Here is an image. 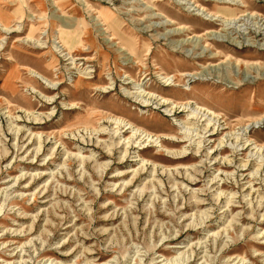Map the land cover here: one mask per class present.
Segmentation results:
<instances>
[{
  "label": "rangeland",
  "instance_id": "374dc122",
  "mask_svg": "<svg viewBox=\"0 0 264 264\" xmlns=\"http://www.w3.org/2000/svg\"><path fill=\"white\" fill-rule=\"evenodd\" d=\"M263 22L264 0H0V264H264ZM121 123L151 143L124 157Z\"/></svg>",
  "mask_w": 264,
  "mask_h": 264
},
{
  "label": "bare ground",
  "instance_id": "6f19581e",
  "mask_svg": "<svg viewBox=\"0 0 264 264\" xmlns=\"http://www.w3.org/2000/svg\"><path fill=\"white\" fill-rule=\"evenodd\" d=\"M41 5H42L41 3L38 4V6H41ZM199 11L204 12L203 9H199ZM207 15H209V14H207ZM210 16L211 17L213 16L214 18L216 17L215 18L216 20L220 18V15H217V14L209 15V17ZM226 26H227V24H226ZM206 34H209V38H211L212 41H217V40H219L218 38H222V39L225 38V36H219V37H217V34L212 33V31L211 32H206ZM241 34H244V33H241ZM250 34H254L255 35V38L260 37V36H263L262 41H264V22L261 25H259L258 27L254 28L253 31L251 30L249 32V35ZM221 42H223V40H221ZM224 42H225V40H224ZM61 47H63V46L60 45V48ZM248 47H251V45H248ZM259 48H260V50H263L264 51V43L261 44ZM67 55H70V52L67 51ZM167 80H169V78ZM167 103H168V101L167 100H164L163 103H162V107L164 105H168ZM173 104H175V103L173 102ZM188 106H189L188 103L175 104V107L172 108L171 110H169L168 112L170 114H172V116H175L177 114V111L179 109H181V112L180 113H184L186 111V109H188ZM186 113H189L187 116H192V117H189L188 119L189 120H192L193 126H199V124L201 123V126H203V129H202V132L201 133H203V134H207L208 133L209 135L207 137H212V136L218 135L219 132L221 131V129L219 127H216V124L215 123L212 124L211 119H209V116L210 115L207 116L209 114V112L208 113H205V111L203 110L202 113L201 112L196 113L195 111H192L191 112L190 110H187ZM204 122H206V123L204 124ZM127 124L130 125V126L129 127H126L128 125H122V123L119 124L118 127H117V131L116 132L113 131L114 134L111 135L112 137L115 136V135H117L119 137L121 134H126L128 132H130V133L133 132V133H131L130 137L127 138L129 140L126 143L123 144L126 147L125 148V152H124V157L128 154V152H129L128 149L131 150V149H138V147H140V146L143 147L142 143H144V142L151 143V140L153 138V136L151 134L146 133V132H143V131L141 133L138 129H136V131L134 132V130H135L136 127L133 126V124H130V123H127ZM137 143H139V144L137 146H134ZM119 144H120V142H118V143H112L111 146H113L114 148H116ZM199 145H201V144H198V149L201 148ZM246 146H247L246 145V142H244V144L242 145V147H243L242 150L244 148L247 149L249 147V145L247 147ZM234 150L236 151V149H232V153H234L233 152ZM245 167H246L245 165L244 166H241V170L240 171H244V168Z\"/></svg>",
  "mask_w": 264,
  "mask_h": 264
}]
</instances>
